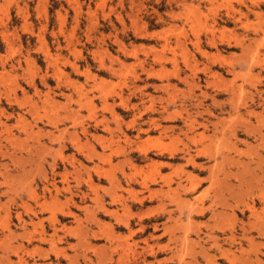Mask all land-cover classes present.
<instances>
[{
    "label": "rangeland",
    "instance_id": "rangeland-1",
    "mask_svg": "<svg viewBox=\"0 0 264 264\" xmlns=\"http://www.w3.org/2000/svg\"><path fill=\"white\" fill-rule=\"evenodd\" d=\"M263 120L264 0H0V264H264Z\"/></svg>",
    "mask_w": 264,
    "mask_h": 264
},
{
    "label": "bare ground",
    "instance_id": "bare-ground-1",
    "mask_svg": "<svg viewBox=\"0 0 264 264\" xmlns=\"http://www.w3.org/2000/svg\"><path fill=\"white\" fill-rule=\"evenodd\" d=\"M232 11H235L234 9L232 10ZM223 35V34H222ZM144 70V69H143ZM150 75V74H149ZM148 76V75H147ZM37 92V91H36ZM151 96V95H150ZM233 96H234V94H233ZM46 100V99H45ZM153 100V99H152ZM167 102V101H166ZM168 102H169V100H168ZM125 104V103H124ZM56 106V105H55ZM145 107V106H144ZM151 108V107H150ZM161 108H162V106H161ZM146 109H148V108H146ZM152 109V108H151ZM157 109V108H156ZM155 110V109H154ZM158 110V109H157ZM142 111V110H141ZM151 111V110H150ZM165 111V110H164ZM143 112V111H142ZM161 112V111H160ZM151 113V112H150ZM163 113V112H162ZM177 113V112H176ZM170 114V113H169ZM172 114V113H171ZM165 116V115H164ZM173 116V115H172ZM183 116V115H182ZM39 117V116H38ZM140 117V116H139ZM154 117V116H153ZM55 118V117H54ZM173 118V117H172ZM195 120H196V118H195ZM135 121V120H134ZM151 121H153V120H151ZM174 121H175V119H174ZM193 121V120H192ZM264 121V120H263ZM136 122V121H135ZM149 122H150V120H149ZM204 122V121H203ZM156 122H154V124H155ZM197 123V122H196ZM152 125H153V123H151ZM194 125V124H193ZM199 125V124H198ZM248 125H250V124H248ZM157 126V125H156ZM234 126V125H233ZM53 127H55L54 126V124H53ZM195 127V126H194ZM208 127V126H207ZM232 127V126H231ZM230 127V128H231ZM246 127V126H245ZM244 127V128H245ZM263 127V126H262ZM255 128V127H254ZM143 129V128H142ZM203 129V128H202ZM243 129V128H242ZM151 130V129H150ZM160 130H161V128H160ZM173 130V129H172ZM183 129H181V131H182ZM255 130H257V129H255ZM143 131H145V129L143 130ZM148 131V130H147ZM157 131V130H156ZM234 131V130H233ZM245 131V130H244ZM232 132V131H231ZM259 132V131H258ZM161 133V132H160ZM250 133V132H249ZM199 134V133H198ZM137 135H139V134H137ZM147 135V134H146ZM161 135V134H160ZM165 135H166V133H165ZM200 136V135H199ZM198 136V137H199ZM77 137V136H76ZM162 137V136H161ZM154 138V137H153ZM197 138V137H196ZM148 139V138H147ZM151 139V138H150ZM154 140V139H153ZM157 140H160V139H157ZM157 140H155V142L157 141ZM188 140V139H187ZM147 141V140H146ZM161 141V140H160ZM159 141V142H160ZM142 142V141H141ZM154 142V143H155ZM136 143V142H135ZM161 143V142H160ZM143 144V143H142ZM147 144L149 145V143L147 142ZM152 144V143H151ZM146 145V144H145ZM157 145V144H156ZM162 145V144H161ZM171 145H173V144H171ZM137 146V145H136ZM140 146H142L141 144H140ZM152 146V145H151ZM164 146V145H163ZM160 147V146H159ZM162 147V146H161ZM160 147V148H161ZM74 148H75V146H74ZM136 148V147H135ZM145 148V147H144ZM142 149V150H140L139 149V151H142L143 153H146V151H145V149ZM151 148V147H150ZM153 148V147H152ZM106 149V148H105ZM191 149V148H190ZM155 150V149H154ZM166 150V149H165ZM174 150V149H173ZM173 150H169V155L168 156H163L164 158H167V161H165V162H158V163H156L154 160L152 161L153 163L151 164V167H153V168H155V169H159V167L161 168V167H168V168H171L172 170H174V171H177V170H181L182 169V167L181 166H173L171 163V160H175V159H177L176 157H175V155H177V153L175 152V150L173 151ZM81 151V150H80ZM160 151H162L161 149H160ZM181 151V150H180ZM185 151V150H184ZM183 151V152H184ZM153 152V151H152ZM155 152V151H154ZM180 153V152H179ZM194 153V152H193ZM141 154V153H140ZM150 154V153H149ZM185 154H187V155H189L188 153H184V155ZM87 155V154H86ZM194 155V154H193ZM85 156V155H84ZM95 156V155H94ZM146 156V155H145ZM156 157L157 156H160V154L159 153H157L156 155H155ZM178 156V155H177ZM154 159V158H153ZM188 161H190L193 165H195V163H194V159L192 158V157H189V160ZM142 162H143V160H142ZM196 162V161H195ZM149 163V162H148ZM213 164V163H212ZM159 165V166H158ZM188 166V165H187ZM202 166V165H201ZM134 167V166H133ZM137 167V166H136ZM144 167H146V166H144ZM199 167V166H198ZM218 167V166H217ZM137 168H139V167H137ZM152 168V169H153ZM95 169V168H94ZM143 169V168H142ZM195 169V168H194ZM211 169V168H210ZM96 170V169H95ZM99 170H101V169H99ZM149 170V169H148ZM165 170V169H164ZM206 170H207V168H206ZM142 170H140L139 169V172H141ZM89 172V171H88ZM93 172V171H92ZM137 173H138V169H137V171H136ZM145 172V171H144ZM143 172V173H144ZM160 172V171H159ZM102 173H104V171H102ZM105 173H106V171H105ZM137 173H136V175H137ZM175 173V172H174ZM99 174H101V173H99ZM106 174H108V173H106ZM155 174H157V173H155ZM189 174V173H188ZM188 174H186L187 176H188ZM190 174H191V172H190ZM189 174V175H190ZM195 174V173H194ZM202 174V173H201ZM96 175V174H95ZM110 175V174H109ZM127 175V174H126ZM131 175H132V173H131ZM145 175V174H144ZM149 175V174H148ZM147 175V176H148ZM182 175H184V174H182ZM207 178H206V180L208 181V183L210 184V186H219V185H221V179H220V176L218 175V173L216 172V171H210V173L208 174L207 173ZM94 176V175H93ZM150 176V175H149ZM159 176V175H158ZM164 176V175H163ZM168 176V175H167ZM171 176V175H170ZM175 176V175H174ZM187 176H185V178L187 179ZM200 176V175H199ZM135 177L136 176H134V180H135ZM146 177V176H145ZM176 177H177V181H175V183H176V185L177 186H182V187H184V185H182V176L180 175V174H177L176 175ZM87 178H88V176H87ZM95 178V177H94ZM106 178H107V176H106ZM137 178V177H136ZM144 177H142V179H143ZM147 178V177H146ZM151 178V177H150ZM168 178V177H167ZM195 178V176H193V175H190V179H189V181H191V179H194ZM198 179H196V180H194L193 182L195 183V184H191V188H187L188 190L190 189V191H194V190H196V188H198V185H200V184H202L203 182H204V180L205 179H203V180H199V177H197ZM103 179V178H102ZM101 179V180H102ZM108 179L109 178H107L106 180H107V182H108ZM110 179H111V177H110ZM127 179V178H126ZM161 179V178H160ZM176 179V178H175ZM91 180V179H90ZM97 180L98 181H100V177L98 176V178H97ZM117 180V179H116ZM143 180H145V178L143 179ZM142 180V181H143ZM156 180V179H155ZM169 180V179H168ZM92 181V180H91ZM136 181V180H135ZM164 181V180H163ZM136 182H138V181H136ZM148 182H150V181H148ZM151 182H153V181H151ZM155 182V181H154ZM162 182V181H161ZM166 182V181H165ZM164 182V183H165ZM86 183V182H85ZM112 183H113V181H112ZM127 183V182H126ZM184 183V182H183ZM94 184V183H93ZM109 184V183H108ZM110 184H111V182H110ZM109 184V185H110ZM142 184H143V186H144V184H146L145 182H142ZM90 185V184H89ZM113 185H115V184H113ZM127 185H129L128 183H127ZM139 185V184H138ZM150 185V184H149ZM175 185V184H174ZM185 185H186V183H185ZM234 185V184H233ZM140 186V185H139ZM166 186V185H165ZM168 186V185H167ZM187 186H188V184H187ZM93 187H94V185H93ZM111 187H113V186H111ZM146 187V186H145ZM166 188V187H165ZM181 188V187H180ZM105 189V188H104ZM113 189V188H112ZM146 189L148 190V192H147V196H145V197H143V198H140L139 200H138V203H139V205H143V204H145L146 202H154V201H159V199H158V197L156 196V193L155 192H152V191H150L149 190V186H147L146 187ZM151 189V188H150ZM174 189V188H173ZM185 189V188H184ZM207 189V188H206ZM211 189V188H210ZM199 190V189H198ZM201 190V189H200ZM127 191H129V190H127ZM142 191V190H141ZM156 191V190H155ZM173 191V190H172ZM174 191H175V189H174ZM190 191H188V193H190ZM197 191V190H196ZM217 191V190H216ZM238 191V190H237ZM243 191V190H242ZM146 192V191H145ZM176 192V191H175ZM174 192V193H175ZM195 192V191H194ZM214 192V191H213ZM248 192H250V191H248ZM247 192V193H248ZM132 193V192H131ZM160 193H162V192H160ZM198 193H199V191H198ZM204 193V192H203ZM140 194V193H139ZM146 194V193H145ZM159 194V193H158ZM205 194V193H204ZM209 194V193H208ZM236 194V193H235ZM117 195V194H116ZM132 195V194H131ZM144 195V194H143ZM161 195V194H160ZM170 195V194H169ZM197 195V194H196ZM202 195V194H201ZM200 195V196H201ZM264 195V194H263ZM118 196V195H117ZM120 196V195H119ZM140 196H141V194H140ZM162 197L163 196H165V195H161ZM178 196V195H177ZM181 196V195H180ZM179 196V197H180ZM221 196V195H220ZM243 197H244V195H242ZM111 197V196H110ZM134 197H135V195H134ZM173 197H175V195L173 196ZM203 197H205V196H203ZM215 197H217V193H215V194H213V196L211 197V198H209V200H211L212 202H213V200H214V198ZM239 197V196H238ZM84 198V197H83ZM120 198V197H119ZM222 198V197H221ZM242 198V197H241ZM240 198V199H241ZM246 198V197H245ZM263 198H264V196H263ZM136 199H137V196H136ZM177 199V198H176ZM195 199V198H194ZM223 199V198H222ZM182 200V199H181ZM217 200H219V199H217ZM221 200V199H220ZM246 200V199H245ZM114 201V200H113ZM112 201V202H113ZM179 201H180V199H179ZM240 201V200H239ZM242 201L243 200H241L240 202L242 203ZM263 201V200H262ZM115 202H116V200H115ZM130 202V201H129ZM164 202V201H163ZM167 202V201H166ZM170 202V201H169ZM172 202H175V200H173ZM189 202V201H188ZM193 202H194V200H193ZM203 202V201H202ZM221 202V201H220ZM219 202V203H220ZM237 202V201H236ZM264 202V201H263ZM120 203V202H119ZM123 203V202H122ZM121 203V204H122ZM168 203V202H167ZM179 203V202H178ZM195 203V202H194ZM194 203L192 204V205H194ZM226 203V202H225ZM243 203H244V201H243ZM158 204V203H157ZM207 204V203H206ZM209 204V203H208ZM208 204H207V206H208ZM236 204V203H235ZM165 205V204H164ZM196 205V204H195ZM221 205V204H220ZM219 205V206H220ZM248 205V204H247ZM226 206V205H225ZM232 206V205H231ZM238 206V205H237ZM251 207V206H250ZM116 208V207H115ZM120 208V207H119ZM145 208V207H144ZM149 208V207H148ZM158 208V207H157ZM162 208V207H161ZM192 209H193V211H194V213H195V215L196 216H204L208 211H209V213L212 211V207L211 206H209V207H204V204H202L201 206L200 205H198V208H195L194 206L193 207H191ZM222 208H225V207H222ZM227 208V207H226ZM228 208H229V206H228ZM126 210V209H125ZM143 210V209H142ZM154 210H155V208H154ZM145 211V210H144ZM143 211V212H144ZM232 211V210H231ZM103 212L104 213H109L110 215H112V214H114V212L113 211H108L105 207H103ZM137 212V211H136ZM151 212V211H150ZM152 213H153V211H152ZM155 213V212H154ZM172 213H173V210H169V209H167V205L166 206H164V208L161 210V215L164 217V218H166V219H170V218H172ZM124 214H125V212H124ZM138 214H140V213H138ZM146 214V213H145ZM151 214V213H150ZM234 214V213H233ZM232 214V215H233ZM141 215V214H140ZM149 215V214H148ZM156 215V214H155ZM235 215V214H234ZM133 216V215H132ZM145 216V215H144ZM211 216V215H210ZM2 217V216H1ZM18 217V223L20 224V222H21V216L20 215H18L17 216ZM123 217V216H122ZM213 217V216H212ZM211 217V218H212ZM259 217V216H258ZM4 218V217H3ZM136 218V217H135ZM141 218V217H140ZM5 219V218H4ZM119 219V218H118ZM143 219V218H142ZM235 219V218H234ZM125 220H126V218H125ZM192 220H193V218H192ZM9 221V220H8ZM32 221V220H31ZM42 221V220H41ZM116 221H117V219H116ZM119 221V220H118ZM139 221V220H138ZM175 221V220H174ZM233 221V220H232ZM256 221V220H255ZM257 221H259V220H257ZM125 222V221H124ZM136 222V221H135ZM167 222V221H166ZM166 222L165 223H163V225L165 226L166 225ZM259 222H261V221H259ZM1 223V222H0ZM3 223V222H2ZM149 223V222H148ZM158 223V222H157ZM179 223V222H178ZM178 223H176V224H178ZM188 223H190V221L188 222ZM205 224H206V222H204ZM262 223V222H261ZM125 224V226L126 227H129V223L128 222H125L124 223ZM147 224V223H146ZM152 224V223H151ZM160 224V223H159ZM171 224V223H170ZM173 224H175V223H173ZM234 224V223H233ZM247 224H249V223H247ZM257 225H258V223H256ZM263 224V223H262ZM4 225V224H3ZM2 225V226H3ZM138 225V224H137ZM172 225V224H171ZM179 225V224H178ZM178 225H177V227H178ZM191 225H192V222H191V224H189L188 225V230H190V227H191ZM197 224L195 223V229H198L199 230V228H196L197 226H196ZM200 225H201V222H200ZM251 225V224H250ZM264 225V224H263ZM168 226V225H167ZM207 226V225H206ZM218 226V225H217ZM230 226V225H229ZM253 226H255V225H253ZM259 226V225H258ZM137 227V226H136ZM166 227V226H165ZM169 227V226H168ZM171 227H175V226H171ZM193 227H194V224H193ZM210 227V226H209ZM219 227H221V226H219ZM260 227H261V225H260ZM140 231H141V234H144L145 233V231H147V229H146V226H144V225H140ZM153 228V227H152ZM156 228H158L157 226H156ZM184 228V227H183ZM225 228V227H224ZM242 228V227H241ZM252 228V227H251ZM262 228V227H261ZM136 229V228H135ZM182 229V228H181ZM209 229V228H208ZM211 229V228H210ZM217 229V228H216ZM223 229V228H222ZM226 229V228H225ZM243 229V228H242ZM245 229V228H244ZM192 230V229H191ZM207 230V229H206ZM221 230V229H220ZM219 230V231H220ZM227 230V229H226ZM261 230V229H260ZM264 230V229H263ZM154 231V230H153ZM159 231V230H158ZM187 231V230H186ZM185 231V233H187ZM194 231V230H193ZM246 231V230H245ZM259 231V230H258ZM54 232V231H53ZM134 232V231H133ZM183 232V231H182ZM189 232V231H188ZM197 232V231H196ZM213 232V231H212ZM230 232V231H229ZM228 232V233H229ZM8 233H10V229H8ZM130 233V232H129ZM170 233V232H169ZM173 233V232H172ZM171 233V234H172ZM191 233V232H190ZM193 233V232H192ZM171 234H169V236H168V238H167V241H166V244L164 245V246H160L159 247V245L157 244V242L155 243V245L157 246V249H158V251H156L153 247H151V245H149L148 243H147V241H144V243H146V246L145 247H142V248H144V250L143 251H140L139 252V256L141 257V261L142 262H144V260L146 259V257H147V252L149 253L148 254V256L149 255H151V256H153V257H155V256H157L158 255V253H159V251H161V250H168L169 251V253L171 254L168 258H163L161 261H157V264H168V263H170V262H172L173 260H174V257H175V255H176V251H177V247H176V245H175V243H176V241H177V238H179L178 236H176V234H174V235H171ZM197 234V233H196ZM204 234H205V232H204ZM220 234V233H219ZM222 234V233H221ZM151 235V234H150ZM182 235V234H181ZM194 235H195V233H194ZM199 235V234H198ZM207 235V234H206ZM211 235V234H210ZM214 235V234H213ZM244 234H242V236H243ZM159 236V235H158ZM157 236V239L158 238H160V237H158ZM196 236V235H195ZM208 236V235H207ZM206 236V237H207ZM216 236V235H215ZM229 236V235H228ZM234 236V235H233ZM197 237H199V236H197ZM226 237V236H225ZM8 238V237H7ZM11 238V237H10ZM142 238V237H141ZM164 238V237H163ZM188 238V237H187ZM186 238V239H187ZM217 238V237H216ZM226 238H228V237H226ZM249 238V237H248ZM42 239V240H41ZM41 239H39V241H43V238H42V236H41ZM125 239H126V237H125ZM144 239V238H143ZM149 239V238H148ZM184 239H185V237H184ZM229 239V238H228ZM140 240V239H139ZM146 240V239H145ZM211 241H212V239H210ZM226 240V239H225ZM224 240V241H225ZM230 240H232V239H230ZM229 240V241H230ZM247 240H249V239H247ZM52 241V240H51ZM179 241H180V238H179ZM182 241V240H181ZM184 241V240H183ZM204 241V240H203ZM207 241V240H206ZM222 241V240H221ZM228 241V240H227ZM228 241V242H229ZM133 242H134V240H133ZM185 242V241H184ZM205 242V241H204ZM236 242H237V240H236ZM236 242H235V244H236ZM240 242V241H239ZM211 243H213V242H211ZM215 243V242H214ZM234 243V242H233ZM53 243H51V245H52ZM89 244V243H88ZM181 244V243H180ZM209 244V243H208ZM225 244V243H224ZM227 244V243H226ZM230 244V243H229ZM238 244V246H239V248L238 249H241V251H242V243L240 242V243H237ZM12 245V244H11ZM50 245V246H51ZM137 245V243L135 242V243H133V245H129V243H128V247L131 249V251H135V249H134V247ZM145 245V244H144ZM197 245V244H196ZM211 245H213V244H211ZM219 246H220V244H219ZM218 246V247H219ZM228 246V245H227ZM235 246V245H234ZM15 247V246H14ZM52 247V246H51ZM124 247V246H123ZM138 247V246H137ZM187 247V246H186ZM210 247V246H209ZM208 247V248H209ZM217 247V246H216ZM23 248V247H22ZM184 248V247H183ZM203 248V247H202ZM223 247H219L218 249H217V251H218V253H219V255L220 256H222V257H224V258H226L227 260L230 258V257H232V254H233V252L229 249V250H225L224 248L222 249ZM235 248V247H234ZM14 249V248H13ZM17 249V248H16ZM52 249H53V247H52ZM141 249V248H140ZM226 249H228V248H226ZM236 249V248H235ZM127 250H128V248H127ZM237 250V249H236ZM247 250V249H246ZM190 251V250H189ZM239 251V250H238ZM115 252V251H114ZM122 252H123V250H122ZM137 252V251H136ZM163 252V251H162ZM207 252V251H206ZM240 252V251H239ZM126 253V252H125ZM124 253V254H125ZM131 253V252H130ZM178 253H180V252H178ZM177 253V254H178ZM183 253H184V251H183ZM209 253V252H208ZM98 254V253H97ZM122 254V253H121ZM204 254V253H203ZM128 255V254H127ZM138 255V254H137ZM136 255V256H137ZM179 255V254H178ZM219 255H217V256H219ZM104 256H106V255H104ZM126 256V255H125ZM131 256V255H130ZM133 256V255H132ZM206 256V255H205ZM216 256V255H215ZM214 256V257H215ZM233 256H234V254H233ZM107 257V256H106ZM180 258V257H179ZM206 258H207V256H206ZM216 258V257H215ZM123 259V258H122ZM140 259V258H139ZM217 259H219V258H217ZM232 259V258H231ZM105 260V259H104ZM116 260V259H115ZM135 260V259H134ZM180 260H181V258H180ZM206 260V259H205ZM213 260V259H212ZM19 261V260H18ZM21 261V260H20ZM19 261V262H20ZM117 261V260H116ZM124 261V260H123ZM129 261V260H128ZM183 260H181V262H182ZM185 261V260H184ZM224 261V260H223ZM235 261V260H234ZM121 262V261H120ZM206 262H207V260H206ZM212 262V261H211ZM217 262V261H216ZM224 262H226V261H224ZM21 263V262H20ZM115 263V262H114ZM209 263V262H208ZM228 263V262H227ZM234 263V262H233ZM124 264V263H123ZM130 264H131V262H130ZM141 264H143V263H141ZM182 264H185L184 262L182 263ZM187 264V263H186ZM230 264H232V263H230Z\"/></svg>",
    "mask_w": 264,
    "mask_h": 264
}]
</instances>
